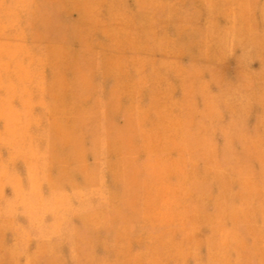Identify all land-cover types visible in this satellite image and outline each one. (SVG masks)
I'll return each mask as SVG.
<instances>
[{
    "label": "rangeland",
    "instance_id": "obj_1",
    "mask_svg": "<svg viewBox=\"0 0 264 264\" xmlns=\"http://www.w3.org/2000/svg\"><path fill=\"white\" fill-rule=\"evenodd\" d=\"M0 264H264V0H0Z\"/></svg>",
    "mask_w": 264,
    "mask_h": 264
},
{
    "label": "bare ground",
    "instance_id": "obj_2",
    "mask_svg": "<svg viewBox=\"0 0 264 264\" xmlns=\"http://www.w3.org/2000/svg\"><path fill=\"white\" fill-rule=\"evenodd\" d=\"M100 19V18H99Z\"/></svg>",
    "mask_w": 264,
    "mask_h": 264
}]
</instances>
